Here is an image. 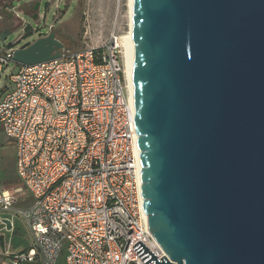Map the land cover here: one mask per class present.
Here are the masks:
<instances>
[{
	"label": "water",
	"instance_id": "water-1",
	"mask_svg": "<svg viewBox=\"0 0 264 264\" xmlns=\"http://www.w3.org/2000/svg\"><path fill=\"white\" fill-rule=\"evenodd\" d=\"M132 35L159 264H264V0H134ZM62 45L50 32L6 47L35 64L61 57Z\"/></svg>",
	"mask_w": 264,
	"mask_h": 264
},
{
	"label": "built area",
	"instance_id": "built-area-1",
	"mask_svg": "<svg viewBox=\"0 0 264 264\" xmlns=\"http://www.w3.org/2000/svg\"><path fill=\"white\" fill-rule=\"evenodd\" d=\"M123 36L116 25L102 45L10 75L0 130L15 140L19 179L33 197L17 211L34 239L8 253L5 218L14 220L0 214V254L12 264H159L166 256L144 209ZM12 61L13 50L0 49V74ZM20 191L0 182V209L11 210Z\"/></svg>",
	"mask_w": 264,
	"mask_h": 264
},
{
	"label": "rangeland",
	"instance_id": "rangeland-1",
	"mask_svg": "<svg viewBox=\"0 0 264 264\" xmlns=\"http://www.w3.org/2000/svg\"><path fill=\"white\" fill-rule=\"evenodd\" d=\"M29 2L31 4L24 7L25 1H15L13 8L9 4L5 13H2L12 17V24L9 25L11 34L5 41L0 39V49L7 48L10 42H17L18 47L32 42L41 35L46 36L50 32H55L56 37L63 43L61 53L68 54L104 44L116 25L118 33L122 35L130 31L129 0H29ZM34 2H40L38 18H34L36 13L30 14ZM3 7L5 6L0 5V11ZM24 8L28 14L24 12ZM18 20L21 23L12 27ZM26 26H31L32 34L24 37ZM18 67V63L12 61L0 74V96L7 87H10V75L16 72ZM0 182L14 189L22 185L17 170L15 140L9 138L3 130L0 131ZM24 194L17 197L21 199L27 196L30 201L31 192L26 190ZM26 206L27 203L19 201L11 210L0 209V214L11 217L15 222V228L18 229V232L14 229L7 232L8 253L22 251L33 243L27 220L17 211ZM8 253L0 254V264H12ZM65 255L66 248L61 262L64 261Z\"/></svg>",
	"mask_w": 264,
	"mask_h": 264
},
{
	"label": "bare ground",
	"instance_id": "bare-ground-1",
	"mask_svg": "<svg viewBox=\"0 0 264 264\" xmlns=\"http://www.w3.org/2000/svg\"><path fill=\"white\" fill-rule=\"evenodd\" d=\"M133 4H134V0H129L130 18H131L130 31L128 34L123 36V41H124V43L127 47V50H128L127 65L129 68V72L131 73L130 87H131V91H132V96H134L133 95L134 84H133L132 72H133L134 55H135V50H134V45H133V35H132V9H133Z\"/></svg>",
	"mask_w": 264,
	"mask_h": 264
},
{
	"label": "flooded vegetation",
	"instance_id": "flooded-vegetation-1",
	"mask_svg": "<svg viewBox=\"0 0 264 264\" xmlns=\"http://www.w3.org/2000/svg\"><path fill=\"white\" fill-rule=\"evenodd\" d=\"M12 1L13 0H0V5L5 6V7L2 8L3 10L0 11V24L1 25L3 24V27H4V28H2V30H4L5 28H9V25L12 24V17L11 16L2 15V13H5L4 11H6V9L8 8V4H10L11 5V8H13L14 3H12ZM23 1H25V3L27 2V4H26L27 6L31 4L29 2V0H23ZM37 6H38L37 5V2H34L32 8H31L30 14L36 13Z\"/></svg>",
	"mask_w": 264,
	"mask_h": 264
},
{
	"label": "crops",
	"instance_id": "crops-1",
	"mask_svg": "<svg viewBox=\"0 0 264 264\" xmlns=\"http://www.w3.org/2000/svg\"><path fill=\"white\" fill-rule=\"evenodd\" d=\"M2 28H4L3 27V24H2ZM2 28H0V34H1V32H2ZM6 29V28H5ZM27 43H25V44H22V45H19L18 47H20V46H25ZM5 49V48H4ZM18 65H20L19 63H18ZM1 131V130H0ZM18 188L20 189V190H23V192H19L18 193V195L20 194V195H25L24 193H25V191H26V189L23 187V185H21V186H18ZM27 196H24V197H22L21 199H19L18 198V201L17 202H22V203H27V206L26 207H29V206H31L32 205V203H33V197L31 196V200L30 201H28V199L26 198ZM26 207H23V208H26ZM15 222L13 223V229H14V231L15 232H18V229L17 228H15ZM12 229V230H13ZM33 242H34V239H33ZM33 244V243H32ZM31 244V245H32ZM30 246V245H29ZM28 246V247H29ZM27 247V248H28ZM27 248H25V249H27ZM25 264H31V262H27V263H25Z\"/></svg>",
	"mask_w": 264,
	"mask_h": 264
},
{
	"label": "trees",
	"instance_id": "trees-1",
	"mask_svg": "<svg viewBox=\"0 0 264 264\" xmlns=\"http://www.w3.org/2000/svg\"><path fill=\"white\" fill-rule=\"evenodd\" d=\"M31 34H32V28H31V26H26L24 37H25V36H28V35H31ZM28 44H30V42H28V43L26 44V46H27Z\"/></svg>",
	"mask_w": 264,
	"mask_h": 264
}]
</instances>
